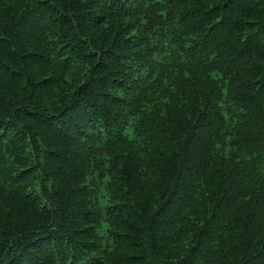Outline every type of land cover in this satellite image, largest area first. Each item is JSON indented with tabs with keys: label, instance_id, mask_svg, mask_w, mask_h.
I'll return each instance as SVG.
<instances>
[{
	"label": "trees",
	"instance_id": "obj_1",
	"mask_svg": "<svg viewBox=\"0 0 264 264\" xmlns=\"http://www.w3.org/2000/svg\"><path fill=\"white\" fill-rule=\"evenodd\" d=\"M0 264H264V0H0Z\"/></svg>",
	"mask_w": 264,
	"mask_h": 264
}]
</instances>
